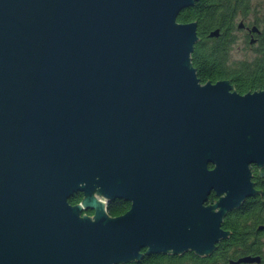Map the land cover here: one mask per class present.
Segmentation results:
<instances>
[{
	"label": "water",
	"instance_id": "95a60500",
	"mask_svg": "<svg viewBox=\"0 0 264 264\" xmlns=\"http://www.w3.org/2000/svg\"><path fill=\"white\" fill-rule=\"evenodd\" d=\"M195 1L0 0V264L203 257L260 196L264 83L199 82L196 22L176 21Z\"/></svg>",
	"mask_w": 264,
	"mask_h": 264
},
{
	"label": "flooded vegetation",
	"instance_id": "af4514ba",
	"mask_svg": "<svg viewBox=\"0 0 264 264\" xmlns=\"http://www.w3.org/2000/svg\"><path fill=\"white\" fill-rule=\"evenodd\" d=\"M218 11L223 18V26L218 29V34H220L223 44L227 41V50L230 49L235 39H240L243 47H246L245 49L252 48L254 51V56L250 60H255L259 55L262 56L264 50V17H262V13L260 15L251 14L248 0H221ZM261 86L255 90H259ZM247 167L252 189L260 190V196L258 192H252L244 197L237 206L224 212L220 228L228 231V234L215 243L210 254L203 256L209 258L214 256L215 258L210 261L211 264H264L261 240L264 236V201L260 200V198L264 200V163L256 166V163L251 162ZM257 168L262 176H258ZM216 199L215 193L210 191L206 195L203 205H211ZM235 225L240 226L239 229H235ZM230 241L232 245H230ZM186 253L197 256L191 251H186ZM223 256L227 259H222ZM245 256H257L259 261L234 263L238 258Z\"/></svg>",
	"mask_w": 264,
	"mask_h": 264
},
{
	"label": "trees",
	"instance_id": "16d2710c",
	"mask_svg": "<svg viewBox=\"0 0 264 264\" xmlns=\"http://www.w3.org/2000/svg\"><path fill=\"white\" fill-rule=\"evenodd\" d=\"M220 2L221 0H197L193 5L181 10L176 16L177 22H196L197 40L189 55L190 64L200 83L207 80L215 82L227 79L238 93L253 91L264 82V50L262 56L259 55L255 60L228 61L227 41L223 44L220 34L217 37L207 36L209 31L220 29L223 26V18L218 11ZM81 198L80 192H74L67 202L75 204ZM128 207L129 202L113 199L106 203V212L110 216H117L124 213ZM83 213L90 215L91 211L85 210ZM239 227L238 225L234 226L235 229H239ZM230 245H232L231 241ZM143 251L144 249L141 250V252ZM183 253L182 255L142 254L139 260L124 264H211L210 261L215 258L214 256L210 258L208 256L197 257L186 252ZM222 259L226 260L227 257L223 256Z\"/></svg>",
	"mask_w": 264,
	"mask_h": 264
},
{
	"label": "rangeland",
	"instance_id": "374dc122",
	"mask_svg": "<svg viewBox=\"0 0 264 264\" xmlns=\"http://www.w3.org/2000/svg\"><path fill=\"white\" fill-rule=\"evenodd\" d=\"M248 7L251 14L260 15V13H262V17H264V0H248ZM243 46L244 45L241 43L240 39H235V42L231 45L230 49H228L227 55L229 62H236L239 59L250 60L254 56V51L252 48L245 49L246 47ZM261 240L264 251V236H262Z\"/></svg>",
	"mask_w": 264,
	"mask_h": 264
}]
</instances>
